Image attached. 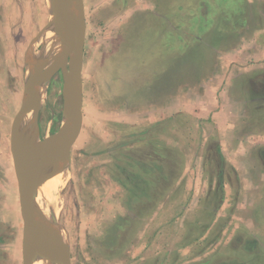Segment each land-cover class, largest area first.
I'll return each mask as SVG.
<instances>
[{"label": "rangeland", "instance_id": "obj_1", "mask_svg": "<svg viewBox=\"0 0 264 264\" xmlns=\"http://www.w3.org/2000/svg\"><path fill=\"white\" fill-rule=\"evenodd\" d=\"M54 3L0 0V264H22L10 132L58 45ZM263 6L83 0L82 126L38 201L70 264H264ZM38 88L37 144L59 129L61 72Z\"/></svg>", "mask_w": 264, "mask_h": 264}, {"label": "water", "instance_id": "obj_2", "mask_svg": "<svg viewBox=\"0 0 264 264\" xmlns=\"http://www.w3.org/2000/svg\"><path fill=\"white\" fill-rule=\"evenodd\" d=\"M54 2L53 19L58 20L60 24L58 45L54 53L44 56L39 64L29 71L24 84V98L13 119L10 132V150L22 220V264L42 262L40 249L46 252L49 264H70L67 253L57 239L41 227L38 201L41 188L54 176L69 155L82 126L83 0ZM48 65L52 67L45 70ZM58 71L61 72L64 81L59 129L47 141L49 147L43 156L34 160L28 156L20 157L18 153L20 124L33 108V111L36 110L39 84L43 81L48 83ZM41 75L43 79L38 82L37 78Z\"/></svg>", "mask_w": 264, "mask_h": 264}, {"label": "bare ground", "instance_id": "obj_3", "mask_svg": "<svg viewBox=\"0 0 264 264\" xmlns=\"http://www.w3.org/2000/svg\"><path fill=\"white\" fill-rule=\"evenodd\" d=\"M51 7H52V4H51ZM78 24H79V22H78ZM59 26H60V24H59L58 20H53L51 22L49 27H50V31L53 34V36L59 34V29H60ZM50 43H51V39L49 42V37L46 35V43L44 46L45 49L50 46ZM31 61H34V60H31ZM51 65H48L45 70H50V68L52 67ZM42 79H43V76L41 75L37 78V81L41 82ZM33 110H34V108H33ZM33 110L31 112H33ZM27 126L30 129V131L32 132V130H31V128L27 122H21V124H20L18 153H19L20 157L28 156L34 160V159H37V158L43 156L46 153L49 145L47 142H42V143L37 144L34 141H32L30 132L26 133L23 136L24 129ZM39 223L45 232H47L48 234L50 233L51 235L55 236V232L53 230V227L50 225V221H49V218H48V215L46 212H44V211L39 212ZM39 252H40V257H41L42 262L35 263V264H49L48 256H47L46 252L43 249H40Z\"/></svg>", "mask_w": 264, "mask_h": 264}, {"label": "crops", "instance_id": "obj_4", "mask_svg": "<svg viewBox=\"0 0 264 264\" xmlns=\"http://www.w3.org/2000/svg\"><path fill=\"white\" fill-rule=\"evenodd\" d=\"M259 1H264V0H259ZM260 5H263V3H260ZM247 8H248L247 6H243L241 8L240 5L235 4V6L233 8V11L236 13L235 14V17H237V14L240 11L247 12ZM262 10H263V13H264V6L262 7ZM241 21H242L241 22L242 25H244L246 19H241ZM208 29H210V28H208ZM11 186H12V194L14 193V195H13V201H12V212L14 210V217H15V220H16V222H15V224H16L18 222V214L20 213L17 181H16V184H12ZM1 207H2V205H1V201H0V209H1ZM1 242H2V232H1V225H0V244H1ZM15 246H16V248L19 247V239H18V236L16 238V244H15ZM18 251H19V248H17V253H18ZM1 254H2V251H0V259H1ZM21 254H22V240H21Z\"/></svg>", "mask_w": 264, "mask_h": 264}]
</instances>
